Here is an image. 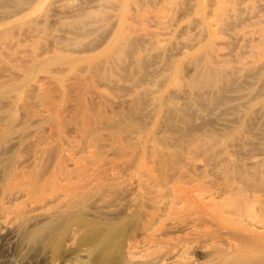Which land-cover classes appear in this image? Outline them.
<instances>
[{"label": "bare ground", "instance_id": "1", "mask_svg": "<svg viewBox=\"0 0 264 264\" xmlns=\"http://www.w3.org/2000/svg\"><path fill=\"white\" fill-rule=\"evenodd\" d=\"M196 1L199 13L206 12L205 0ZM118 2L126 12L144 1ZM219 2L210 15H223ZM125 18L109 44L113 69L130 43ZM92 19L85 15L77 26ZM30 21L13 26L33 35L39 28ZM11 29L0 32V50ZM212 49L188 87L211 88L227 77L212 62ZM57 52L33 55L40 61L28 70L16 66L25 70L23 79L0 77V237L37 249L50 264H264V145L251 143L256 155L243 146L241 131L192 135L185 119L178 139L157 135V121L155 130L135 119L140 108H111L115 93L98 87L108 80L107 62L82 65V72L95 69L97 80L70 77L79 60ZM3 55L0 73L7 68ZM169 108V126L181 130L179 108Z\"/></svg>", "mask_w": 264, "mask_h": 264}, {"label": "rangeland", "instance_id": "2", "mask_svg": "<svg viewBox=\"0 0 264 264\" xmlns=\"http://www.w3.org/2000/svg\"><path fill=\"white\" fill-rule=\"evenodd\" d=\"M118 1L120 0H0V32L13 27L11 37L5 43L7 46L0 50L7 63L5 72L0 73H4L0 75L1 79L4 76L6 79L8 76L18 79L19 75L22 76L19 79H23L26 73L23 71L28 70L25 65L32 66L40 61L34 59V56L48 58L54 55V51H58L57 55L79 60L74 71L68 73L70 77L73 73L97 80L95 69L96 72H82L81 68L94 61L107 62L104 68H109L105 70L108 80L112 82L97 81L95 84L99 83L98 87L102 86L100 88L108 89L106 91L109 93H115L112 94L114 104L111 108L116 111L140 108L137 115L141 116L143 112V117L135 119L146 126L151 125L148 127L150 129L156 130L155 124L162 130L165 129L161 131L157 126L161 131L156 130L157 135L160 133L161 136L168 135L171 139H178L185 132L182 122L185 119L188 122L184 130L188 129L192 135L193 132H197L195 135L202 132L203 136L211 133L222 137L221 133L224 131L232 135L241 131L243 146L249 144L250 148L252 143L255 149L258 144V148L264 145V0H220L219 4L224 2L225 8L220 16L210 15L211 10L218 7L219 0H205L207 13H199L196 6L199 2L196 0H143L141 5L133 4L126 12L121 4H117ZM17 2H24L22 9H15ZM84 14L93 15L95 20L92 19L93 22L90 21L88 27H78V21L85 17ZM101 14L105 16L103 22L100 20ZM124 14L126 28H123V32L130 43L125 49L124 61L121 64L118 62L119 65L113 69L112 61L107 57L109 44L112 37L121 30L119 25ZM18 20H31L32 25L39 28L40 32L36 31L31 35L26 31L27 28L14 27ZM210 47L214 51L213 56L212 52L210 54L212 62L227 73V80L224 78L223 82L218 81L211 88L195 90L190 85L188 87V81L199 74L198 70L203 66ZM11 58L13 59L9 60ZM16 66L26 69L21 71L23 68L16 69ZM178 75V80L183 81H179L181 84L177 82ZM42 76L44 78L42 73L37 75L38 81ZM137 95L142 96L140 103L134 101ZM155 97H161V101L154 100ZM171 103L182 113H178L177 117L174 115L176 123L180 120L176 128L182 123V131L178 128L173 132L175 127L171 129L169 126L167 119L173 114L166 111L170 110ZM185 115L190 118L186 119ZM168 129L173 132L171 135ZM248 149L247 151L260 155L259 149V152ZM16 240L8 236L0 237V264H50L49 261H44L37 249L27 248Z\"/></svg>", "mask_w": 264, "mask_h": 264}]
</instances>
